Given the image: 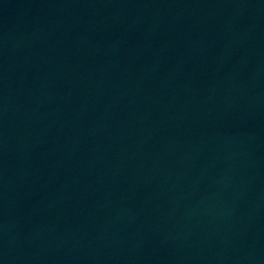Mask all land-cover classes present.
I'll list each match as a JSON object with an SVG mask.
<instances>
[{
	"label": "water",
	"instance_id": "95a60500",
	"mask_svg": "<svg viewBox=\"0 0 264 264\" xmlns=\"http://www.w3.org/2000/svg\"><path fill=\"white\" fill-rule=\"evenodd\" d=\"M181 264H264V0H252Z\"/></svg>",
	"mask_w": 264,
	"mask_h": 264
}]
</instances>
